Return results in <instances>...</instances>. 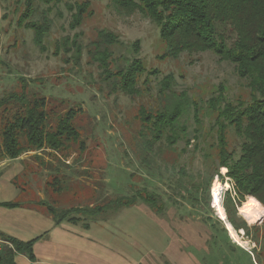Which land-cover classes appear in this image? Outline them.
Wrapping results in <instances>:
<instances>
[{
  "label": "trees",
  "instance_id": "1",
  "mask_svg": "<svg viewBox=\"0 0 264 264\" xmlns=\"http://www.w3.org/2000/svg\"><path fill=\"white\" fill-rule=\"evenodd\" d=\"M14 3L19 14L18 27L33 32V42L41 52L47 51L46 38L53 26L49 14L55 12L57 16H63L60 5L63 4L70 14L69 29L72 31L82 27L86 18L93 15L90 0H14ZM114 4L120 12H140L158 26L161 40L167 46L161 57L178 58L185 52L213 51L221 60L233 63L239 77L247 80L248 99L229 100L223 86L209 99V111L215 115L217 166L216 172L211 177L207 174L204 180L195 184V188L199 191L204 187L209 197L215 176L223 180L219 168L226 169V177L232 185L223 203L228 222L236 231L244 230L249 235L250 227L238 216L237 209L246 198H251L247 202L257 206L262 213L264 211V0H114ZM41 5L46 9L41 10ZM36 16L40 18L36 19ZM3 19H7L6 14ZM140 43V40L132 43L135 57L126 59V64L120 67L115 64L113 52V48L120 44V37L114 32L100 30L97 38L86 47L87 64L100 71L101 82L110 87L108 97L120 91L135 101L143 96L144 87L150 83L149 76L157 74L156 70H148L138 57ZM53 48V55L60 57L62 62L74 69L81 68L84 46L80 33L61 37ZM38 81L20 77L15 87L0 97V162L39 151L60 162H66L73 153H78L75 162L80 161L87 148L80 118L82 108H64V101L59 103L55 98L34 93L31 85ZM174 83L173 75L164 77L159 90L164 99L162 104L148 111L141 106L136 116L145 130L140 135L139 159L147 167L152 166V152L158 144L166 143L172 148L186 139L188 127L183 119L192 110L195 120L200 118V111L188 92L176 93ZM229 129L242 139L238 157L237 152L230 149ZM35 155L32 159L39 165L55 171L48 173L53 179L46 182V188L62 193L64 176H58L59 168L53 165V160L50 163ZM139 202L158 214L166 210L162 196L146 188L131 196L103 199L94 206L58 208L45 198L35 204L45 209L56 225L65 221L79 225L84 221L83 228L89 229L92 221ZM22 205L20 201L2 204L9 208ZM0 237L11 241L14 246L0 252V264H16L18 254L35 259L37 240L23 242Z\"/></svg>",
  "mask_w": 264,
  "mask_h": 264
},
{
  "label": "rangeland",
  "instance_id": "2",
  "mask_svg": "<svg viewBox=\"0 0 264 264\" xmlns=\"http://www.w3.org/2000/svg\"><path fill=\"white\" fill-rule=\"evenodd\" d=\"M90 1L93 15L86 18L82 27L75 31L69 29L71 18L63 4L59 7L62 17L55 12L49 14L53 26L46 38L47 51L41 52L33 42V32L18 27L19 14L14 0H1L0 97L13 89L20 77L38 79V82L31 85L34 93L55 98L59 103L64 101V108H82L83 112L80 118L87 137V148L80 161L75 162L78 153H73L66 162L53 160L46 152L39 151L40 155L37 154L50 163L53 160V165L59 168L58 176H64L62 193L46 188V182L53 179L48 173L55 171L42 164L36 172L37 179L30 180L32 188L36 191L39 188L48 202L66 209L94 206L103 199L131 196L146 188L162 195L167 206H179L183 208V215H194L199 221L210 224L213 236L218 240L219 259H222L221 262L217 261L219 259L213 260V264H264V211L256 221L245 218L240 210L251 198H246L237 209L238 216L250 227L249 235L244 230L239 234L234 229L243 242L241 246L228 239L229 233L213 206L212 188L215 182L229 184L228 188L220 192L222 206L226 192L232 190L230 180L226 177L227 170L219 168L223 180L215 176L209 190L210 198L204 187L199 191L195 188V184L204 180L207 174L211 177L217 166L215 115L209 111V99L223 86L229 100H246L250 97L247 80L239 77L233 63L221 60L213 51L185 52L178 58L161 57L166 53L167 46L161 40L158 26L147 16L140 12H120L114 0ZM44 9L46 7L41 5V10ZM4 14L7 15L6 20L3 19ZM39 18L40 16H36V19ZM104 29L120 37V44L113 48L117 67L124 66L126 59L135 57L132 43L140 40L138 57L148 70L157 71V74L149 76L150 83L144 87L143 96L135 101L120 91L108 97L110 87L101 82L100 71L87 64L86 47ZM75 33L81 35L84 56L81 68L74 69L72 65L62 62L60 57L53 55V47L61 37L73 36ZM167 75L174 76L173 90L176 93L188 92L196 109L200 111V118L195 120L192 110L183 119L188 127L186 139L172 148L166 143L158 144L152 152V166L147 167L139 159L140 135L145 130H142L141 121L136 116L141 106L148 111L151 107L162 104L161 100L164 99L159 93L160 84ZM228 140L230 149H234L238 157L242 139L229 129ZM205 157L208 159L205 160ZM20 182L22 187L31 192L26 179H21ZM226 219L228 221L227 215ZM83 222L79 224L80 227H83ZM201 240L194 242L210 245L209 235L207 239L203 237V242ZM185 241H182L185 253L194 255L195 264H205L202 256L206 248L203 249L204 252H197L195 249L191 250ZM151 264L163 263L151 260Z\"/></svg>",
  "mask_w": 264,
  "mask_h": 264
},
{
  "label": "crops",
  "instance_id": "3",
  "mask_svg": "<svg viewBox=\"0 0 264 264\" xmlns=\"http://www.w3.org/2000/svg\"><path fill=\"white\" fill-rule=\"evenodd\" d=\"M35 154L39 153L29 152L0 162V236L23 242L37 240L35 259L18 254L16 264H151V260H160L163 264H195L194 255L182 249L185 240L191 250L204 252L206 248L202 256L205 264L221 258L210 224L194 215H183V208L179 206L166 205L165 212L158 214L139 202L91 222L89 229L66 221L56 225L53 217L35 204L44 199L42 191L34 190L30 184L40 170L39 163L32 159ZM21 179L28 181L31 192L22 187ZM19 201L23 204L21 207L2 206ZM223 224L228 231L224 221ZM208 235L210 245L205 247L194 242L201 239L203 242V237L207 239ZM229 237L231 240L230 233Z\"/></svg>",
  "mask_w": 264,
  "mask_h": 264
},
{
  "label": "bare ground",
  "instance_id": "4",
  "mask_svg": "<svg viewBox=\"0 0 264 264\" xmlns=\"http://www.w3.org/2000/svg\"><path fill=\"white\" fill-rule=\"evenodd\" d=\"M229 184H221L220 182H215L212 188V200H213V206L216 209L218 216L226 223L227 229L233 239V241L237 242L239 245L243 246V242L241 238L239 237V234L234 230L232 225L227 221L226 219V213L225 210L221 204V195L220 192L222 189L228 188ZM241 213L251 221H256L257 218L262 216V211L259 210V208L253 204L250 203H244L243 207L241 208Z\"/></svg>",
  "mask_w": 264,
  "mask_h": 264
},
{
  "label": "built area",
  "instance_id": "5",
  "mask_svg": "<svg viewBox=\"0 0 264 264\" xmlns=\"http://www.w3.org/2000/svg\"><path fill=\"white\" fill-rule=\"evenodd\" d=\"M7 248H10V249L14 248L12 242L0 237V252H3Z\"/></svg>",
  "mask_w": 264,
  "mask_h": 264
}]
</instances>
